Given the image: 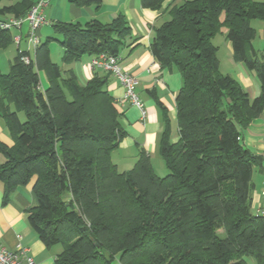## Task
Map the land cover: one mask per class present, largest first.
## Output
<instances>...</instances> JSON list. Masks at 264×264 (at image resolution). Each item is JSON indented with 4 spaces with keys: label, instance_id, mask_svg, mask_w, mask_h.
<instances>
[{
    "label": "trees",
    "instance_id": "1",
    "mask_svg": "<svg viewBox=\"0 0 264 264\" xmlns=\"http://www.w3.org/2000/svg\"><path fill=\"white\" fill-rule=\"evenodd\" d=\"M3 1L13 0H0V50L14 44L12 30L1 27L5 17H23L33 4ZM139 2L161 16L151 29V56L181 77L176 142L168 112L155 99L167 175L155 174L143 150L130 170H117L111 154L125 133L108 74L94 70L80 84L51 57L52 41L63 65L120 57L132 38L125 16L56 22L51 36L32 53L18 50L0 75V119L13 142H0L2 205L34 180L27 222L45 248L59 246L55 264H264V223L252 212V177L264 172V157L241 143L242 132L264 115V26L260 53L252 27L264 24V0ZM74 3L98 8L100 0ZM223 31L233 61L258 80L254 99L220 72L212 39Z\"/></svg>",
    "mask_w": 264,
    "mask_h": 264
},
{
    "label": "crops",
    "instance_id": "2",
    "mask_svg": "<svg viewBox=\"0 0 264 264\" xmlns=\"http://www.w3.org/2000/svg\"><path fill=\"white\" fill-rule=\"evenodd\" d=\"M35 1L13 0L4 3V5H16L22 2L34 3ZM166 4L167 2L164 3L163 7ZM120 13L128 21L132 34V38L127 40L126 46L120 53V66L136 79L135 92L145 112V115L142 117L137 107L123 101V87L111 74L107 73V90L114 98L116 108L120 113V126L125 133L118 148L112 152L111 161L119 172H124L133 167L141 150L148 155L151 165L155 157L159 156L158 141L162 125L155 99L168 112L171 141L176 142L177 140L175 95L181 87V77L176 71L169 72L160 69L148 48L152 38L151 29L161 19L160 13L142 8L139 0H100L98 8L94 5L78 6L74 3V0H50L49 6L45 10V18L48 24L42 26L38 30L37 35L42 41V34L47 35V28L51 29L52 24L56 22H76L84 25L86 22L96 19L107 23ZM10 18L5 17V20ZM27 29L28 26L23 25L20 31L14 30L12 32L13 36L19 34L21 38L18 46L14 43L0 50V75L6 74L9 71L18 50L23 51L25 48L27 49L25 33ZM225 35L226 31L220 34L224 40V48L226 49L224 55L229 72L222 73L228 74L237 80L248 93L249 97L254 99L260 94L258 80L254 75L246 71L241 64L233 61L232 47L226 41ZM215 38L212 40H215ZM134 39H136V42H134ZM218 52L219 48L217 47ZM61 54L62 49L59 50L57 60L59 61L58 65L63 71L72 70L80 84H85L91 79L94 69L90 67V59H83L80 62L63 65L60 61ZM95 73L106 75L101 70ZM38 75L43 91L47 83L42 73ZM0 142L7 147L13 145L1 119ZM241 143L253 154L264 157V115L252 121L248 129L242 132ZM0 162H2V157H0ZM254 173L258 174V177L255 178L258 186L252 182L254 184L252 207L259 201V192L264 184V172L255 170ZM33 184L34 180L27 186L17 188L6 205H2V185L0 184V243L10 251L15 250L19 245L25 248L28 255L33 259L34 264H55V256L60 252V249L57 253L48 254L45 251L44 245L38 240L27 222L26 211L36 204L32 194Z\"/></svg>",
    "mask_w": 264,
    "mask_h": 264
},
{
    "label": "built area",
    "instance_id": "3",
    "mask_svg": "<svg viewBox=\"0 0 264 264\" xmlns=\"http://www.w3.org/2000/svg\"><path fill=\"white\" fill-rule=\"evenodd\" d=\"M49 3L50 0H36L25 16L10 18L3 22L1 27L6 30L20 31L23 25H27L26 51L32 53L40 43L37 35L38 30L48 24L45 18V10L49 6ZM13 41L17 46L20 44L21 38L19 34L14 35ZM22 61L25 65L30 63L29 57H23ZM90 67L94 70H101L111 74L124 89L123 101L129 102L131 105L137 107L142 117L145 115L143 105L135 92L136 79L121 68L120 57L99 55L90 60ZM254 210V214L264 223V184L259 192V201L254 206ZM0 264H34V261L28 255L27 250L20 245L15 250L10 251L0 243Z\"/></svg>",
    "mask_w": 264,
    "mask_h": 264
},
{
    "label": "rangeland",
    "instance_id": "4",
    "mask_svg": "<svg viewBox=\"0 0 264 264\" xmlns=\"http://www.w3.org/2000/svg\"><path fill=\"white\" fill-rule=\"evenodd\" d=\"M3 3H6V2L3 1L2 4ZM263 26H264V24L262 22H260V21H254L252 23V27L255 28V30H256V37H255V40L253 41V46L259 53L263 49V42H262V37H261ZM47 29H48V34L47 35L42 34V36H43L42 40L43 41L46 40L47 36H51V29L50 28H47ZM11 32H14V30H12ZM26 32L27 31H25V33ZM212 44L215 47L219 48V52L217 53V59H218V61L220 63V66H219L220 67V72L221 73L222 72L223 73L229 72L227 70V65H226V60H225V55H224V53H226L225 52L226 49L224 48V40L221 38L220 35H217L215 40H212ZM24 46H22V47H24ZM49 47L51 49V52H50L51 53V57L56 62L57 58L59 57V50H61L60 45H59L58 42H53L52 41V42L49 43ZM24 50H27V49L25 48ZM57 64H59L58 60H57ZM152 165H153V169L155 170V174L158 177L161 178V177H164V176L167 175L168 172H167V170L165 168L164 162H163L162 158L160 157V155L155 157V159L152 162ZM256 177H258V174L254 173L252 182H254L258 186V184L255 181ZM257 190H258V187H257ZM252 212L255 213V210L253 208H252ZM59 249H60L59 246H54V247H52L50 249L45 248V251L48 254L57 253L59 251ZM248 264H253V263H251V261H248Z\"/></svg>",
    "mask_w": 264,
    "mask_h": 264
}]
</instances>
